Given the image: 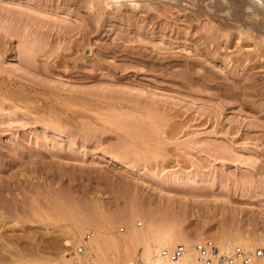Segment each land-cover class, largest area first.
Returning a JSON list of instances; mask_svg holds the SVG:
<instances>
[{
	"label": "rangeland",
	"instance_id": "374dc122",
	"mask_svg": "<svg viewBox=\"0 0 264 264\" xmlns=\"http://www.w3.org/2000/svg\"><path fill=\"white\" fill-rule=\"evenodd\" d=\"M130 1L0 0V258L72 252L61 212L119 243L264 233V26Z\"/></svg>",
	"mask_w": 264,
	"mask_h": 264
},
{
	"label": "bare ground",
	"instance_id": "6f19581e",
	"mask_svg": "<svg viewBox=\"0 0 264 264\" xmlns=\"http://www.w3.org/2000/svg\"><path fill=\"white\" fill-rule=\"evenodd\" d=\"M87 1L91 4H99V2H103V0ZM104 1H106L108 4V1L117 0ZM182 1L193 2V0H166L167 3H173V5H178ZM209 1L210 3L208 6H206V10L213 11L214 15H218L224 22L230 23L229 25L231 27V30L234 31L239 37L246 36L248 40L253 41L257 39L256 37H254V33L255 35L260 33L264 26V0ZM130 3H132L133 6L135 5L134 1H130ZM194 3L192 4L194 5ZM260 5H262L263 7H260ZM243 17L245 19V22L242 24L241 20ZM259 45L262 46V49H264V40H262L258 44V46ZM263 53H261L260 55H262ZM51 216L53 217V215ZM47 220H52V218L49 216L47 217ZM66 221H68V223L70 224L66 225L64 229H61V231L67 233L66 235L70 234V237L71 235H75L77 239L75 238V241L73 240V243H71L72 241L69 242L71 243L70 245H72L73 247H75V245L82 246V248H85V251H83L82 249V252H77L78 247L76 246V248H73L72 252L63 253L58 261H56V264H118L119 256L123 257L122 262H120L121 264H202L198 258L199 253L195 249L196 243L200 242V240H194L181 232H176L177 228L173 223H166L163 226L159 225V227L155 226L154 224H150L146 228L141 230L132 229L125 234L122 242L119 243L108 235H103L98 232H92V234L88 233L89 231L84 229L85 227L83 228L82 224L79 223L75 218H73V216H68L65 214L62 215L61 212L58 216V222ZM213 241L220 247L224 244H234L239 245L244 249L254 250L257 247L264 246V233L256 236H251L248 232L234 230L218 236ZM66 243L69 244L68 242ZM179 244L183 245L184 252L176 261H172L160 255V251L162 249L171 250ZM15 250L17 251V249ZM10 251L11 250H9V252ZM9 252H7V254ZM18 252L13 253L12 251L9 254V258H6L4 256L3 258H0V264H6L7 262H9L8 264H10L11 260L9 259L14 260L13 262L11 261V264H15V262L18 263V261L19 264L21 261L24 262L23 260H21L24 257V253L20 254L22 252ZM31 254L33 255L34 253ZM31 254L25 255V257H28ZM32 255L30 257L34 258L32 257ZM30 257H28V259H24L26 261H30ZM7 259L9 261H7ZM34 259L38 260L32 259L33 261H31V264H37L39 259V263L42 261H47L42 257H35ZM26 261L25 264H28V262L26 263ZM263 263L264 256L257 259V261L255 262V264Z\"/></svg>",
	"mask_w": 264,
	"mask_h": 264
},
{
	"label": "built area",
	"instance_id": "2783aa9c",
	"mask_svg": "<svg viewBox=\"0 0 264 264\" xmlns=\"http://www.w3.org/2000/svg\"><path fill=\"white\" fill-rule=\"evenodd\" d=\"M195 249L202 264H255L257 259L264 256V246L254 250L234 244H224L220 247L210 238L196 243ZM77 252H82V246H78ZM183 252L184 247L179 244L171 250L162 249L160 255L176 261Z\"/></svg>",
	"mask_w": 264,
	"mask_h": 264
}]
</instances>
